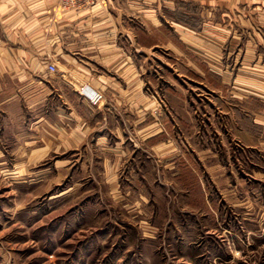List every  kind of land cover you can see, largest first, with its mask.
Instances as JSON below:
<instances>
[{"label":"crops","instance_id":"0c3cea01","mask_svg":"<svg viewBox=\"0 0 264 264\" xmlns=\"http://www.w3.org/2000/svg\"><path fill=\"white\" fill-rule=\"evenodd\" d=\"M57 2L0 0V180L14 191L51 179L35 169L51 155L66 169L70 151L101 167L111 196L138 198L148 180L228 175L233 152L264 158V0H106L55 15Z\"/></svg>","mask_w":264,"mask_h":264},{"label":"rangeland","instance_id":"374dc122","mask_svg":"<svg viewBox=\"0 0 264 264\" xmlns=\"http://www.w3.org/2000/svg\"><path fill=\"white\" fill-rule=\"evenodd\" d=\"M245 154L222 159L228 175L212 166L201 179L148 180L139 198L128 186L111 196L76 151L66 169L51 155L35 167L37 181L45 169L51 179L30 191L0 180V264H264V158Z\"/></svg>","mask_w":264,"mask_h":264},{"label":"built area","instance_id":"2783aa9c","mask_svg":"<svg viewBox=\"0 0 264 264\" xmlns=\"http://www.w3.org/2000/svg\"><path fill=\"white\" fill-rule=\"evenodd\" d=\"M106 0H58L57 4L54 6L53 11L55 15H61L68 11H78L83 9H89L96 5L105 4ZM52 71L56 70L54 65H50ZM79 93L92 105H98L101 103L105 96L104 93L90 84H83L79 88Z\"/></svg>","mask_w":264,"mask_h":264}]
</instances>
